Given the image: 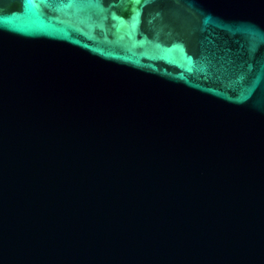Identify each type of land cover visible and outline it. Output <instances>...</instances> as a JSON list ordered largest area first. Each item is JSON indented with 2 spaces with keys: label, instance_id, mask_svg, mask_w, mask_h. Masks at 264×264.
<instances>
[{
  "label": "water",
  "instance_id": "95a60500",
  "mask_svg": "<svg viewBox=\"0 0 264 264\" xmlns=\"http://www.w3.org/2000/svg\"><path fill=\"white\" fill-rule=\"evenodd\" d=\"M0 264H264V0H0Z\"/></svg>",
  "mask_w": 264,
  "mask_h": 264
}]
</instances>
